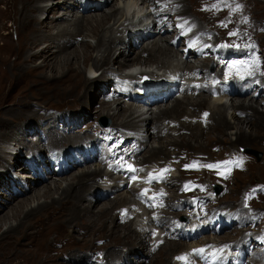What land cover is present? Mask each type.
Instances as JSON below:
<instances>
[{"label":"bare ground","instance_id":"6f19581e","mask_svg":"<svg viewBox=\"0 0 264 264\" xmlns=\"http://www.w3.org/2000/svg\"><path fill=\"white\" fill-rule=\"evenodd\" d=\"M129 1L116 0L113 3V0H0L1 27L7 19H11V26L14 27L18 35L17 41H12L8 33H4V37L0 38L3 39V43L0 44V160L4 158L2 166L8 170V174L11 173L13 166L17 168L13 172L14 176L18 175L16 171L20 169L21 173H23L19 174L20 176L18 175V177H14V179L7 174V171L0 176V199L4 203V208H8L6 212L2 213L0 222L9 220L10 218L16 219V224H12L0 236V247L3 244H6L7 247L0 254V256H4L0 259V264H46L45 261L49 262L51 257L44 248L48 249L50 253L52 251L48 246H43L42 238H39V235L57 233L58 237L62 225L74 226L80 223L85 224V231L81 229V233L84 236L70 235L71 239L69 240L71 242H75L77 239L80 241L84 239L91 241L98 229L103 232L100 231V233L107 235H103L104 237H117L131 247L138 241L143 243L148 240H146V234H148L149 230L146 232H140L137 229L133 230L130 221H125V224L120 221L118 225L110 226L111 228H109L106 221L102 219L103 215L107 213L109 214L108 218H112L111 214L115 215L116 208L119 205L121 207V200H118L120 193L115 196L114 200L110 199V194L122 189V185L118 182L129 177H125V174L121 172H109L106 170L107 166L102 167L100 163H96L92 168L88 166L92 162L87 163L84 158L86 156L80 155L78 147L74 146L75 144L65 146H61L60 143L58 144L60 141L58 138L63 133L65 124L67 125L66 130L70 129L67 128L70 125L78 127L77 123L70 119L68 115L59 114L57 118L61 120H58V122L54 120L55 122L51 126L43 123V128H37V126L33 128L27 127L31 138L28 137L27 140L18 138L20 132L25 131L24 133L27 135L25 128L29 120L40 113L39 106L42 104L35 101V99L41 96L39 91L49 92L57 97L59 96V98L72 100L74 103L86 97L90 101L95 102V95L98 91L100 89H103V92L106 91L107 86L103 85L106 81L107 85L114 82L112 84L115 86L113 87L114 95L103 94L102 100L95 102H98L100 105L97 111L112 117L115 123L122 127L121 131L115 132L113 131L114 126H109L110 122H108V125H104L113 132L110 133L113 138H118L119 136L126 138L130 136L131 133L127 130L131 129V127L136 129L142 128L140 134H138L140 142L138 141L139 143L137 144L139 145L130 150V154L133 152L136 159H138L139 152L144 149L151 139H154L156 143L159 138H163L165 133H168L167 137H172V134L176 132L180 137L167 138L164 140L166 142L162 140L157 145L153 143L144 156L145 161L151 160L150 158L153 155L165 154L167 152V145L177 144L178 141L182 144H189L182 130L188 129L191 130L190 133L193 132L194 122L184 120L183 122L180 121L175 127L170 124H166L165 126V121L161 123V117H172L173 119L170 118V123L178 120L177 118L179 117L175 114L177 112L181 116L187 114L189 117H194L195 111L199 106L202 107L209 104L210 98L208 101V97L203 93L207 92L203 88L204 86L198 93L199 97L194 96L198 90L191 84L190 78L193 76L196 82L200 81L201 83H203L204 78L209 79L211 75L208 67L214 60L206 59L202 63H195L191 59H183V54L180 53L181 49L176 48L171 43L174 36L171 34L170 37L168 33H165L174 32L166 24L167 21L173 18L171 13H174V10H179L182 15L189 14V11H182L183 7L178 6L175 9L168 8L161 10L159 18L156 16L152 21H149L147 18H140L138 21H135L136 16L134 13L135 11H139V9L133 10L132 6L128 4L130 3ZM141 1L143 7H145L146 4L155 5L156 2L161 0ZM182 2L184 1H180V4ZM111 3L112 5H110ZM175 3L176 0H174L173 6H175ZM233 4H236V1L227 0L219 4L220 8L218 7L217 10H226L232 15L240 14L241 11L238 10L239 6ZM107 5H110V7L104 9L103 7ZM71 6H75L74 10H70L69 13L65 12L61 16L57 15L58 12H54V10L61 9V7L67 9ZM10 11H12V14H9ZM87 11H89V14L85 15L83 12ZM163 17H167V21L163 20V23L159 24V21ZM186 17L190 18V15ZM201 27L195 21L194 29L198 31ZM53 30L56 31L53 32ZM83 34L95 38L96 43L85 42ZM117 44H121L120 49ZM135 44L138 48L134 47L136 46ZM38 45L42 46L39 53L43 57V60L39 64H36L33 51ZM116 48L119 51L115 52ZM113 51L115 52L114 54ZM146 52H149V56H151V62L149 63L143 61L144 59H139ZM114 62L118 64L117 71H112L114 75L106 73L104 78H102L104 72L100 75L98 74L97 77H90L88 75V73H92L93 71L97 73L106 64H108L106 66H109ZM206 63L209 65L204 67ZM201 67L206 68V70L203 71ZM157 70V74L160 73L159 70H164V78H179V85L186 86L182 100L176 97L177 99L172 101V103L164 104L166 101L173 100L174 95H172L167 100L162 101L161 104H157L155 110L152 106L146 109L147 106L138 108L133 104H126L120 96L125 97L127 95L122 94L120 92L121 89L119 90L116 87L119 81H127L129 86H133L134 82L140 80L141 77L153 74ZM263 81L262 84H264ZM208 84H210L209 80ZM92 91L95 95L91 94L93 93ZM254 94L244 98L232 96L230 101L231 109L234 110L232 114L233 118H235L234 125L225 116L228 103L219 99L217 105L215 103V106H213L216 114L222 119L221 126L232 125L236 129V132H232L234 134V137H232V139H235L234 141L242 139L251 141L250 139H253L255 133L251 131L246 132L244 128L248 127L251 130L256 128L259 125L256 120L264 124V105H262L264 99L258 102L259 99ZM263 95L264 89H262L260 96ZM92 98L93 100H91ZM113 99L115 100L114 108L109 102ZM187 106L193 108L190 109V113L185 111ZM261 107L263 108L260 111ZM91 108L93 109V106ZM17 110L19 113L25 112V114L21 116H9V114H15ZM181 111L186 113L183 114ZM239 112L246 113L247 118L237 117L236 113ZM40 116L43 121L47 118L49 119L48 114L43 113ZM120 116H122L121 121ZM117 120L120 122H117ZM149 122L151 123L149 124ZM126 125L131 127L123 129V126ZM144 128L146 132L143 134ZM104 132L106 133V131ZM197 132L195 131V134ZM13 141L18 142V146H15ZM100 144L99 142H90L91 148L96 152L95 154L99 152ZM123 144H127V140H124ZM10 146H15L14 153L20 151L19 154L24 156L21 161L19 159L17 161L13 157V153L7 157H3L1 152L10 148ZM115 146H119V144L116 143ZM23 148H25L24 151H22ZM63 150L72 151L73 156L80 157L81 159L76 161L73 156L70 157L67 154H62ZM121 153L124 152L122 151ZM95 154H90L91 161L96 159ZM131 157L127 158L130 159ZM10 159H13V161ZM57 165L59 168L54 170ZM180 167L185 168L186 165H180ZM104 176L108 179L111 186V190L107 193L106 197L104 194H99V190L94 189L96 192L92 190V186L96 185L95 182ZM172 182H168L171 187L175 185ZM99 183L101 182L99 181ZM179 189L175 190L177 193H174L173 197L182 198L184 196L179 194ZM170 191L168 190V192ZM88 196L94 197L95 202L85 203ZM102 196L105 198L103 203H101V200H103ZM107 198L109 199L108 201H106ZM99 201L100 203H97ZM133 204H136V201L130 202L129 207L131 209L129 212L133 209ZM95 205L100 206L94 208ZM114 205H117L115 210ZM167 205L168 208H173L177 204L170 202ZM184 205H187L186 201ZM112 206L113 209H111ZM58 208L62 209L61 213L57 211ZM0 210H3V208H0ZM101 214L102 216L98 221L97 217ZM184 216L180 214L178 218ZM163 217H161V221L164 223ZM180 220L184 222L185 218H181ZM129 224L131 225L130 228ZM194 226L195 224H187L185 232L191 230ZM246 231H241V235H244ZM62 232L63 237H65V231ZM238 234L240 235V233ZM29 238L34 243L38 241V243H35L37 245L35 251L28 250L25 246V241L23 240ZM95 240L93 239V243L90 246L95 244ZM112 241V238H110L102 242V246L105 247V254L109 255L112 253V248L116 246L112 244ZM204 241L207 242V240ZM173 245L175 247L179 245V250L181 251L178 242L174 241ZM62 246L61 242L56 243L57 248H61ZM170 248L172 246L165 248L164 254L159 253L162 250L159 248L160 251L155 252L156 254H154L152 261L160 258L158 264H169L165 255L170 250H174V252L178 250L177 248ZM51 249L54 251L53 248ZM55 250L58 251V249ZM145 250L146 247L142 251H138V253L140 255L151 254ZM74 255L79 256V254H73V257ZM78 260L82 261V258L79 257ZM47 264L55 263L49 262Z\"/></svg>","mask_w":264,"mask_h":264},{"label":"rangeland","instance_id":"374dc122","mask_svg":"<svg viewBox=\"0 0 264 264\" xmlns=\"http://www.w3.org/2000/svg\"><path fill=\"white\" fill-rule=\"evenodd\" d=\"M114 1L116 2V0H113V3H115ZM180 1H184V2H182L180 4ZM225 1H227V0H213L212 2L207 1V0H176L175 5H177L179 7H183L182 11H189V14H185V13L184 14L186 16L190 15V18L191 19L193 18V20L196 21L198 26L203 27V28L201 27L200 29L203 30V31H201V33L206 32V37L204 36L205 39H207L210 43L218 42V45H221L222 43H225L228 40H234L235 42L239 41V39L235 38L234 36L228 37L229 34L226 32V30L223 31V29L226 28L229 21L231 19L233 20L237 15H239V14L232 15L230 12H228L226 10H222V11L217 10L219 7V4H221ZM229 1H233V0H229ZM234 1H236V4H233V5L239 6L238 10L241 11L240 14L250 15V22L248 24L251 27H248V29L250 28V30H245L242 35H238L234 31H232V33L236 36H249V35H252V33H253L254 37L251 39V41L255 42L257 44L256 47L259 48L260 50H262V52L264 54V0H234ZM129 2L130 3H128V4H130L132 6L133 10L134 9L138 10V9L143 8V4H142L141 0H130ZM171 2L174 3V0H170V3ZM110 5H112V3ZM110 5L104 6L103 8L108 9L110 7ZM74 7L75 6H71L67 9H65L64 7L63 8L61 7V9H58L59 11L54 10V12L55 13L58 12L57 15L61 16L65 12L69 13L70 10L73 11ZM203 10H206V11H203ZM88 12L89 11L83 12V13L85 15H87V14H89ZM91 13H94V12H91ZM9 14H12V11H10ZM173 14L174 13H171V15H173ZM42 16H44V15H42ZM186 18H188V17H186ZM122 19L124 20L123 17H122ZM161 23H163V22H161ZM11 24H12L11 19H7L5 21V23L2 24V27L0 24V38L4 37V35H5L4 33H8L9 37L11 38L12 41H17L18 35H17L16 31L14 30V27L11 26ZM119 29H121V27H119ZM205 29H207V30H205ZM204 30H205V32H204ZM55 31L56 30H53V32H55ZM165 33H168L171 37L170 32H165ZM210 34H211V36H210ZM83 40L85 42L87 41V42H91L93 44L96 43L95 38L88 36V35H85V34H83ZM2 43H3V39H0V44H2ZM120 45L121 44H117L119 49L121 47ZM41 47L42 46L38 45L37 47L34 48V51H33L35 54L34 59H35L36 64H39L43 60V57L39 53L41 51ZM134 47L138 48L137 45ZM119 49L115 50V52L119 51ZM95 52L97 53V51H95ZM115 52L113 51V54ZM150 58H151V56H149V52H146V53H144V55H141V57L139 59L140 60L144 59L143 61H146L147 63H149V62H151ZM191 60L193 62H195L193 59H191ZM106 65H108V64H106ZM106 65L99 72L95 73V71H93L94 73L93 72L88 73V75H90V77H97L98 74L100 75L103 72L104 73H103L102 78H104L106 76V73L108 75H114L112 73V71H117V69H118L117 62H114L113 64H110L109 66H106ZM208 65L209 64L206 63L204 67H207ZM214 65H215V62L212 61L210 66H212V68H214L213 71H216V65L215 66ZM201 68H203V67H201ZM107 69H109V70L106 71ZM202 70L205 71L206 68H203ZM259 71L263 72V70H261V69ZM263 80H264V78H263ZM136 81H137V79H136ZM112 84L109 83V85H107V83L105 81L103 83V85L107 86L106 91L103 92L102 91L103 89H100L96 95L92 91L93 93H91V94L95 95V102L102 100L101 99L103 97L102 95L105 93H108L111 96L114 95V92L112 89V87H113ZM257 88L250 91V93L247 95L244 94L243 96H234V97L235 98L236 97L244 98V97L252 94V92L254 94L256 92ZM169 89L170 88H168V87L164 88V90H169ZM39 93L41 94V96L38 99H35V101L42 104L39 106L40 113L36 114V116L34 118H31L29 120L28 124L29 123H31V124H30V126H28V124H27V126L25 128L27 135H25V133H24L25 131L20 132L19 133L20 135L18 136V138L26 139V140L28 139V137L31 138V134L28 131L29 127L33 128V127L37 126V128H43V123L49 124L51 126L52 124H54V122H55L54 120H57V122H58V120H61V119L57 118L59 116V114H64V115H68L70 117V119H72L74 122H76L78 127H72V125H70V127H67V128H70L71 130L70 129L66 130L67 125L65 124V127H63V133L61 134L62 137L60 135V137L58 138V139H60L58 144L60 143L61 146L75 144L74 146L78 147L81 156H84L83 151L85 150V147H83V145L85 143H87L88 147H91L90 142L101 143L102 140L108 139V140H110V143L108 145L107 150L109 152H114L115 150L121 149V147H123V146L131 147V143L134 141H136V144L140 142V140L138 139V134H140V131L142 130V128H140V127L136 129V128H132L131 126H127V125L123 126L124 127L123 129L131 127V129L127 130L131 133V135L126 137V138H124L123 136H119L118 138H113L112 134H110L111 131H107V129H103L104 127L102 128L101 120H103L104 122L105 121L110 122L109 126L110 127L114 126L113 131H115V132L121 131L122 127H120V125L116 124L115 120L112 117H110L106 114H101L99 111H97L99 106H100L98 102L95 103L93 101H90L86 97V98H82L81 101H77L76 103H74V101H72V100H69V99L65 100V99L59 98V96L57 97L56 95L51 94L49 92L45 93V92L39 91ZM204 93L208 97V101H209L210 94L208 92H204ZM182 96H184V95L181 94V97L175 96L173 98V100L171 99V100L166 101V102H167V104L172 103V101H174L177 98H180V100H182ZM190 96L192 97V95H190ZM194 96L199 97V95H194ZM231 98H232L231 96L229 98L226 96H223V98L222 97H213V99L210 98L209 104H206L202 107L199 106V108L196 109V111H195L196 113H195L194 117L187 116V114H184V113H186L184 111H181L184 114V116L177 114L178 113L177 112L175 114L178 115L179 118H177L178 120L175 122L170 123V121H171L170 118L173 119L172 117L166 118L165 116H162L161 117V123H163L165 121L164 122L165 126H166V124H170L173 127H175L179 124L180 121L183 122L184 120L192 121V123L194 122L193 123L194 124V128H193L194 131L193 132L190 133L191 130H188V129L182 130V133L185 136L186 140L189 141V144L188 143L182 144V143H180V141H178L177 144H173L170 146L167 145V152L165 154L162 153V154L155 155V156L153 155V157L150 158L151 160H146L147 161L146 162L144 156L146 155L147 150L149 148H151V145L153 143L155 145H157L162 140H163V142H166L164 140H166L167 138L168 139L173 138V137L179 138L180 136H178V134L175 132L172 134V137H167L168 133H165L163 138L162 139L159 138L156 141V143L154 142V139H151L149 141L150 143L148 142L149 145L147 144L144 147V149L141 152H139L138 159H137L139 170L141 169L142 172H145V170L149 169L151 165H156V164L161 165V164H165V162H169V161L175 162L178 165L177 161L180 159H183L185 156H188V157H202V156H204V157H208L209 159L214 160V161H216V159L221 160L230 154L242 153L241 149L244 148L246 150L245 151L246 154L248 153L247 155L250 157V161L247 163L246 169L235 172V175L232 178V180L227 179L226 183H225L223 181L216 179L210 173H204V174L192 173L188 177L189 178H195V177L200 178L201 176L204 177V183L207 184L210 189H213V191L210 192L211 196H213V194H215V193H218L217 198L214 201H212L213 205L214 204L217 205V203H219V204L223 205V206H221V209H224L223 207L233 208V209H236V208L237 209H244V208H246L247 205L244 206V203H243L245 193L247 191L251 190L254 186H257V185L258 186L259 185L264 186V124H262L263 122H259L258 120H256L254 118V120H256V122L259 125L252 130L248 127L244 128L246 132L251 131V132L255 133L253 139H250L251 141H247L245 139H242L240 141H234L235 139H232V137H234L233 133L236 132V129L232 125L231 126L230 125H224V127H222L220 124L222 122V119L216 114V111L213 108V106H215V103L217 105V101H219V99H222L223 102L228 103V107H227L228 109L226 108V110H225V116L227 117V120L234 125L233 122H234L235 118H233V115H232L234 113V110L231 109V101H230ZM122 99H124V98H122ZM258 99H259L258 102H260L262 99H264V95L260 96ZM91 100H93V98ZM109 102L111 103L112 107L114 108L115 107V105H114L115 100L113 99ZM125 103L127 104L129 102L125 101ZM164 104H166V103L164 102ZM262 105H264V100H263ZM91 106H93V109L91 108ZM156 106L157 105L152 106L154 110H155ZM262 108L263 107L260 108V111L262 110ZM190 109H193V108L192 107L190 108L189 106H187L185 111L190 113ZM208 110L211 112V115L209 117V123L204 126L200 122L201 117H202L201 114L208 111ZM94 111H95V113H94ZM18 113L19 112L17 110L15 114H9V116L10 115L11 116H16V115L21 116V115L25 114V112H20L19 114ZM43 113L48 114L49 119L47 118L44 121L41 120L40 114H43ZM236 116L242 117L244 119L247 118V114L242 113V112L236 113ZM121 119H122V116H120V121H121ZM67 121H68V118H67ZM120 121L117 120V122H120ZM150 123L151 122H149V124ZM126 124H128V123H126ZM156 126L159 127L158 124H156ZM55 128H57V127L55 126ZM104 131H106V133ZM164 131H163V133H164ZM195 131L196 132L198 131V132L195 134ZM144 132H146L145 128L143 130V134H144ZM120 138H121V142H119ZM199 138H200V140H199ZM124 140H127V144H123ZM116 143H118L119 146H115ZM190 143H191V145H190ZM13 144H15V146L16 145L18 146L19 143L13 141ZM15 146H10V148L3 150V152H1L3 157L4 156L7 157L13 153V157L16 158L17 161H18V159L21 161L24 156L22 154H19L20 151H18L17 153H14L15 152L14 151ZM24 149L25 148H23L22 151H24ZM75 152L78 153L77 150H75ZM99 152H100V149H99ZM98 153L95 154L96 159L94 161H91V156H90V158L84 157L86 159L87 163L92 162L88 166H91L93 168L96 163L101 162L99 160ZM62 154H67L70 157L73 156V152L67 151V150H63ZM133 154L134 153L132 152L131 155L133 156ZM73 158L76 161L81 159L80 157H77V156L76 157L73 156ZM3 159L4 158H1V160H0V176L5 174L6 173L5 171H7V174H8V170L4 169V167L2 166ZM10 160L13 161V159H10ZM70 160L72 161V159H70ZM134 161H136V160H134ZM180 165H183V164H179V166ZM11 166H12V164H11ZM11 166H9V167H11ZM102 167H105V165L102 164ZM12 168L13 169L11 170V173H9L8 175L13 177V179L16 176L18 177L19 174H23V173H21V169H20V170H18V171H20V173H18V171H16L18 175L14 176L13 172L15 171V169L17 170V168L14 166ZM58 168H59V166L57 165L54 168V170H57ZM82 168H86V167H82ZM104 169H106V168H104ZM178 171H180V173ZM178 171L175 172L174 176L169 180V182L173 181L172 183H174L175 185H173L171 187L168 183L164 184L163 189L165 191V194L161 197V200H164L167 203H170V202L176 203L177 208L179 205L183 206V207L187 206V205H184L185 201L181 205V203H180L182 201L181 197H173L174 193H177L175 190L180 188L179 184L184 179H187L186 178L187 176H185L183 174V172H181L180 167H178ZM68 177H70V176H68ZM124 180L125 179L120 180L118 182L119 184L122 185V189H120L118 191L116 190L115 192L110 194V199L114 200L115 196H117V194L120 193V195H118V200L119 201L121 200L120 201L121 207H120V205L118 207H117V205L116 206L114 205V210H115V207H117L116 211L114 212L115 215L112 213L111 214L112 218L111 217L108 218L109 214L107 213V214L103 215L102 219L104 221H106L109 228H111L110 226L118 225V222H120V221L123 224L126 223L125 221H130V224L132 225L133 230L137 229L140 232H143V231L146 232L149 230L148 234H146V236H147L146 240L148 239L149 241L147 240L146 242H143V243L141 241L140 242L138 241L134 246L131 247V246H128L127 244H125L124 242H122L121 240H119V238H117V237H114V236L113 237H104L107 235L102 234L103 233L102 230L98 229L95 237H92L91 241H88L87 239L80 241L77 239L75 242H71L69 240V239H71L70 235L71 236L77 235L80 237L84 236L81 233V229H84V231H85V228H84L85 224L80 223V224H76L74 226L62 225L60 232L58 233V237H57V233L50 234V235H39V238H42L43 246H48L49 249L52 251L50 253L48 251V249L44 248V250L46 252H48L49 256L51 257V260H49L50 263H55V264H61V263H63V264H158L160 258L155 260V261H152L154 254H156L155 252L156 251L159 252L160 249H162L159 253L164 254L165 248L172 246V248H177L178 250L175 252H174V250H170L168 252V254L165 255V257L167 258L169 264H180L179 262H176V255L179 252H182L184 249H189L192 246V243H190V242L186 243L184 241L179 242V241H176L172 238H168L167 236H165L166 238L163 237L162 239L165 241L167 239L168 241H166L165 244H162L161 245L162 247L157 246V248L159 247L160 249H158V250L155 249V242L157 241L158 237H155L156 236L155 234H157V232L153 234V231H152L153 229H151V228H155V226H157L160 222L158 220H155L154 224L149 222V215L146 212L143 213L142 208L140 209L139 207H137L138 206L137 201H136V204L132 205V206H134L133 207L134 210H131V212H133V214L125 215V209H123V208L124 207L128 208L130 206V202H135L134 199H135V196H138L137 194L139 192V189H137L136 187H131V186H137L136 184L127 185L129 180L126 182H123ZM99 181L102 184L99 183ZM109 183L110 182H108V179L104 176L103 178H101L95 182L96 185L92 186V190L95 192H96V190H99L100 191L99 194L100 193L104 194V196L106 197L107 193L111 190V186L109 185ZM94 189H96V190H94ZM168 190H171V191L168 192ZM124 191H126V192H124ZM104 196H102L103 200H101L102 201L101 203H103V201H105ZM92 198L88 196L85 203L89 204V202H91V201H92V203H94L95 198L94 197H92ZM124 198H126V200H124ZM183 199H185V198H183ZM187 199L188 198L186 196V200ZM108 200L109 199L107 198L106 201H108ZM136 200H137V197H136ZM4 202H5V200H4ZM97 203H100V201ZM99 206L100 205H95L94 208H97ZM176 207H173L172 209H174ZM249 207H251V209L247 215L252 216V215H258L259 213L263 214L264 213V193L260 191L259 194L257 195V197L252 200V205H250ZM0 208H3V210H0V217H1L2 213L6 212L8 209L7 207L4 208V203H2L1 199H0ZM170 208L171 207H169V209ZM111 209H113V206ZM61 210L62 209H60V208L57 209L58 212H60ZM137 212H140L141 216H136L135 213H137ZM167 212L168 211L162 212L161 214H159V217H161L162 215H166ZM174 212H176L178 214H174ZM183 213H187V212H183ZM180 214H182V212H178V211L172 212V215L176 218H178V215H180ZM101 216H102V214L97 217L98 221H99V218ZM249 216L244 215L243 218L244 217L253 218V216L252 217H249ZM168 218H169V215L164 216L163 217V221H164L163 225L161 227L160 226L156 227V228H161L162 231L166 234H168L169 226H171V224L170 225L167 224V223H169ZM152 220L153 219L151 218V221ZM93 222H94V220H93ZM12 224H14V225L16 224L15 218H10L9 220L1 221L0 222V236L4 232H6ZM130 224L128 225L129 228L131 226ZM190 224H194V223H190ZM206 226L209 227V223H207ZM252 229H253V227H252ZM68 230H70V231H68ZM158 230H160V229H158ZM245 230L246 229L243 228L241 231H245ZM62 231H65L64 232L65 237H63V235H62V233H63ZM100 231L102 233H100ZM160 233L162 234L161 231H160ZM175 233L176 232H172L173 235ZM227 233H228V235H227ZM224 237H229V238L224 239ZM65 238H68V239H65ZM110 238H112V240H113L112 244L116 245V246L112 248L113 249L112 253H110L108 255V254H105V247L102 246V242H104L105 240L110 239ZM235 238L236 237L233 234V232L231 233L227 230V231L221 232L217 236L218 240L215 238L214 239L209 238L211 240H209V241L207 240V242H206L204 240L202 241V239H204V237H199V238H197L196 242H194V243L206 244V243H210V242L215 241L214 243L222 244L225 241L229 242ZM93 239H96L94 242L95 244L90 246L93 243ZM236 240H239V239H236ZM23 241H25V246L28 250L30 249V250L35 251V248H37V245L35 243H38V241H36L34 243L30 238L23 240ZM174 241L178 242L180 244L181 251L179 250V245L177 247H175V245H173ZM57 242H61L63 244V246L61 248H57L56 247ZM238 242H241L243 245V249H246L244 239H240ZM144 247H146L145 251H148L152 254V255L150 254L151 257H150V255H147V254L146 255H140L138 253V251H142ZM6 248H7L6 244H3L0 247V254ZM51 248H53L54 251ZM172 248H170V249H172ZM55 249H58V251H56ZM67 250H68V252H67ZM72 253L73 254H79V256L74 255V257H73ZM3 257L4 256H0V259H2ZM79 257L82 258V261L78 260ZM59 261H60V263H58ZM45 262H46V264L49 263L48 261H45Z\"/></svg>","mask_w":264,"mask_h":264},{"label":"water","instance_id":"95a60500","mask_svg":"<svg viewBox=\"0 0 264 264\" xmlns=\"http://www.w3.org/2000/svg\"><path fill=\"white\" fill-rule=\"evenodd\" d=\"M105 125H108V122H105Z\"/></svg>","mask_w":264,"mask_h":264},{"label":"snow or ice","instance_id":"6c2138e0","mask_svg":"<svg viewBox=\"0 0 264 264\" xmlns=\"http://www.w3.org/2000/svg\"><path fill=\"white\" fill-rule=\"evenodd\" d=\"M209 167H211V166H209Z\"/></svg>","mask_w":264,"mask_h":264}]
</instances>
